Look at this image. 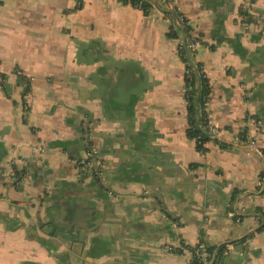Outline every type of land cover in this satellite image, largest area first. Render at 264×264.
Listing matches in <instances>:
<instances>
[{
  "label": "crops",
  "instance_id": "1",
  "mask_svg": "<svg viewBox=\"0 0 264 264\" xmlns=\"http://www.w3.org/2000/svg\"><path fill=\"white\" fill-rule=\"evenodd\" d=\"M175 1L206 72L196 121L218 125L203 152L164 0H0V264H188L199 240L264 264V0ZM87 142L112 197L78 178ZM62 204L94 215L82 255L39 239L36 215Z\"/></svg>",
  "mask_w": 264,
  "mask_h": 264
},
{
  "label": "built area",
  "instance_id": "2",
  "mask_svg": "<svg viewBox=\"0 0 264 264\" xmlns=\"http://www.w3.org/2000/svg\"><path fill=\"white\" fill-rule=\"evenodd\" d=\"M151 2V0H147ZM75 6H80L81 5V0H74ZM141 1H139L137 4L138 6L141 5ZM249 5H251V0L248 2L247 6V11H249ZM165 11L172 17L173 23L176 27V29L179 31V40L177 43V49L184 59L185 62V77L188 79H191L194 75L198 77L197 82V89L198 91L196 92V97L192 105V110L189 111L190 116H196L195 115V110L194 108L197 109L198 113L201 110V105L198 102V96H199V89L201 84L206 83V72L201 64H198L196 61L193 60L192 56L195 54L198 43H199V38L198 36L194 33L193 27L190 23L189 18L178 9V6L176 4L175 0H164V6ZM255 11H252L250 14L245 13L243 17L245 18L244 20L248 19H255L254 18V13ZM262 32L264 33V27L262 28ZM186 95H188V92H186ZM188 104H190L188 102ZM194 106V107H193ZM201 117L204 121V124L202 125L200 123ZM196 125L200 128H205L207 136L214 137V135L217 134L218 132V125L216 121L212 120L209 115L206 113V111L203 109V113L201 116H199L198 120L196 121ZM196 144L200 143L201 148L199 150L203 152L204 149H202L204 146V143L201 142V140L194 139ZM247 143L255 147V141L252 138L247 139ZM91 158L89 157V153L87 152L86 156H83L81 158H78L77 164L81 168H90L91 167ZM17 180V179H16ZM257 187L258 190L264 192V171L260 176L258 177L257 181ZM228 214L231 216H234V212L230 209L228 211ZM163 248L167 251H173V250H180V245L179 248L174 247L171 244H165L163 245ZM184 249L189 251V262L188 264H219L220 262V257L222 254L226 253L227 251V246L224 244V246L219 250V244L218 246H212L209 247V245L205 244L203 241L199 240L193 244H186L184 245Z\"/></svg>",
  "mask_w": 264,
  "mask_h": 264
},
{
  "label": "water",
  "instance_id": "3",
  "mask_svg": "<svg viewBox=\"0 0 264 264\" xmlns=\"http://www.w3.org/2000/svg\"><path fill=\"white\" fill-rule=\"evenodd\" d=\"M91 119L90 117L84 118L83 120V129L79 127L78 133L79 138L83 136L82 133H85L84 136L89 134L88 132V121ZM81 123V122H80ZM80 125V124H79ZM88 149L89 157L91 158V167L90 168H81L79 167L80 175H78L79 179H87L89 178V182L92 184H96L99 189H102L106 192V195L109 197L113 196L114 192L110 186L104 182L101 176V169L97 166V160H100L98 155L100 154L97 152L94 147L89 143H85L83 148ZM102 190H100L102 192ZM146 195H151L146 193ZM72 209H77L80 205H87L90 206L87 200L77 199L74 201ZM70 206L65 204L60 205L59 214L55 216H45L38 213L36 218L38 220V225L43 233V235H39L40 240H47L49 239L44 234H47L51 237V240L55 242L56 247H64L66 250H71L76 254H83L81 247L84 245L87 239V232L90 230L89 221L93 219L94 215L92 212H89L87 216H84L82 220L78 219V212L72 211L69 213ZM47 228L51 229L48 230ZM235 252V251H233Z\"/></svg>",
  "mask_w": 264,
  "mask_h": 264
},
{
  "label": "trees",
  "instance_id": "4",
  "mask_svg": "<svg viewBox=\"0 0 264 264\" xmlns=\"http://www.w3.org/2000/svg\"><path fill=\"white\" fill-rule=\"evenodd\" d=\"M122 1H129L131 2L133 5H136L138 6V2L141 1V5L138 6L139 8H141L142 10L144 11H147L149 9V6H150V2L147 1V0H122ZM186 81H187V86H188V95H186V98H187V101L190 103L189 106H188V117L190 119V125L189 127L187 128L188 130V134L193 137L194 139H198V140H201L202 143L206 142L208 139H210L209 136H207L206 134V130L205 128H200L196 125V118L195 116H190L189 115V111L192 110V105L191 103H193V101L195 100V97H196V92L198 91V87L196 86L197 82H196V76L194 75L191 79H188L186 78ZM208 94V84L207 82L206 83H203L201 84L200 86V89H199V96H198V102L201 106H203L204 104V98L207 96ZM194 105V103H193ZM194 107V106H193ZM200 123L203 125L204 124V121L201 117V121ZM197 147L198 149L201 148V144L197 143ZM204 149V146H202ZM262 212V215L264 217V210L261 211ZM225 243H220L219 244V250L224 246ZM212 246H218V245H209V247H212Z\"/></svg>",
  "mask_w": 264,
  "mask_h": 264
}]
</instances>
